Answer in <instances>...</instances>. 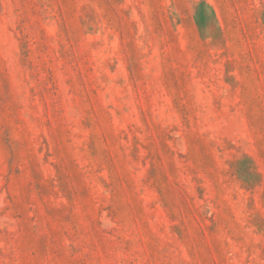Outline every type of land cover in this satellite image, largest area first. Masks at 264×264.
Returning a JSON list of instances; mask_svg holds the SVG:
<instances>
[{
    "label": "rangeland",
    "instance_id": "1",
    "mask_svg": "<svg viewBox=\"0 0 264 264\" xmlns=\"http://www.w3.org/2000/svg\"><path fill=\"white\" fill-rule=\"evenodd\" d=\"M0 264H264V0H0Z\"/></svg>",
    "mask_w": 264,
    "mask_h": 264
}]
</instances>
